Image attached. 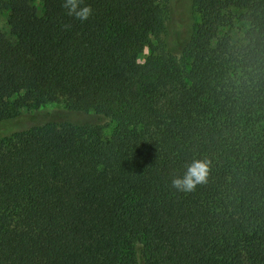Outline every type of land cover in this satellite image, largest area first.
I'll return each instance as SVG.
<instances>
[{
    "label": "trees",
    "instance_id": "obj_1",
    "mask_svg": "<svg viewBox=\"0 0 264 264\" xmlns=\"http://www.w3.org/2000/svg\"><path fill=\"white\" fill-rule=\"evenodd\" d=\"M186 1L0 0V264H264V0Z\"/></svg>",
    "mask_w": 264,
    "mask_h": 264
},
{
    "label": "rangeland",
    "instance_id": "obj_2",
    "mask_svg": "<svg viewBox=\"0 0 264 264\" xmlns=\"http://www.w3.org/2000/svg\"><path fill=\"white\" fill-rule=\"evenodd\" d=\"M157 3L164 9L167 10L168 8V3L169 0H156ZM31 4L34 5L39 14L43 13V0H30ZM187 1L186 0H178V5L177 8L178 10L180 9V15L177 16V26L179 25V28L181 30H186V28L190 25L191 18L189 17V14L187 12ZM183 13H186V15H183ZM196 21H198V15H196ZM179 21V22H178ZM0 31L4 32L7 34V36L11 37L10 35V28L8 26V12L4 10H0ZM164 35L161 36L163 39ZM152 44L153 46L157 47L159 46V39L158 37L152 38ZM151 53V48L146 47L143 53L139 57V61L143 62L144 59ZM67 109V104L64 99L57 100L52 103H47L40 107L39 109H33L30 106H24L21 109H19L20 112L23 114L30 113L31 111L38 110L39 112H64ZM86 117H91L95 121H99L103 124L109 123V121L105 118H98L97 116H89L87 115ZM112 132V126H108L105 128V137H109Z\"/></svg>",
    "mask_w": 264,
    "mask_h": 264
},
{
    "label": "clouds",
    "instance_id": "obj_3",
    "mask_svg": "<svg viewBox=\"0 0 264 264\" xmlns=\"http://www.w3.org/2000/svg\"><path fill=\"white\" fill-rule=\"evenodd\" d=\"M63 7L67 15L80 21H86L92 15L91 6L85 4L84 0H63ZM208 172L209 162L197 160L188 166L182 178H175L172 183L178 190L194 191L199 184L206 182Z\"/></svg>",
    "mask_w": 264,
    "mask_h": 264
}]
</instances>
